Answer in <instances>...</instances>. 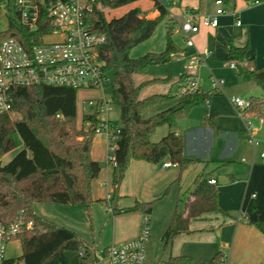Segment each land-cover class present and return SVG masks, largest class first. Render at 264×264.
I'll return each instance as SVG.
<instances>
[{
    "label": "trees",
    "instance_id": "1",
    "mask_svg": "<svg viewBox=\"0 0 264 264\" xmlns=\"http://www.w3.org/2000/svg\"><path fill=\"white\" fill-rule=\"evenodd\" d=\"M140 0H104L88 15L90 29L105 35L106 42L101 56L109 78L112 74V101L120 110L121 132L117 141L115 157L117 165L113 172V191L109 202L113 215L121 212L141 211L150 213L154 200L136 201L131 207L118 208L120 186L132 160L163 164L169 160L183 171L193 162L184 153V138L170 130L160 140L153 136L163 125L173 128L178 120L188 116L191 110L206 104L212 93L202 88L182 96L175 105L145 117L146 111L173 98L167 93H153L142 97L144 89L154 83H169L173 77H153L136 81V75H148L150 66L169 62L179 56L182 49L174 38V23L165 2L151 0L159 15L149 18L139 6L130 8L119 17L108 19L107 9L131 5ZM228 2L229 0H223ZM262 3L264 0H244ZM9 22L0 29V45L8 38H17L30 44L33 33L19 20L16 0H4ZM195 13L194 10H190ZM166 20V42L162 51H148L133 57L132 50L148 41L158 25ZM41 30V28L39 29ZM249 44L238 47L232 39L226 45V61L243 62ZM247 71L254 82L264 90V67ZM192 75L184 72L178 83L186 85ZM72 87L53 85L14 86L10 89L12 109L0 114V223L11 225L22 213L33 221L15 240H19L22 253L10 257L3 264H98L93 245L88 244L77 232L54 221L37 215L35 202L60 205H85L90 213L93 199V182L102 170V162L92 157L97 114H84L78 119V92ZM219 93V92H217ZM249 111H256L264 118V98H249ZM18 114L17 118L12 116ZM207 125H217L216 115L203 118ZM90 122L89 128L86 123ZM23 142L20 150L6 164L1 158L17 146L16 135ZM217 181V180H216ZM167 186L158 198L170 191ZM194 199L187 202L183 212L176 209L172 222L163 235L166 242L181 233L190 232V220L218 210V189L206 177L197 179L192 190ZM181 200V194H179ZM242 210L248 222L258 228L264 236V162L255 163L245 194ZM222 250L209 261L201 264L220 263ZM171 264H195L190 256H174Z\"/></svg>",
    "mask_w": 264,
    "mask_h": 264
},
{
    "label": "rangeland",
    "instance_id": "2",
    "mask_svg": "<svg viewBox=\"0 0 264 264\" xmlns=\"http://www.w3.org/2000/svg\"><path fill=\"white\" fill-rule=\"evenodd\" d=\"M207 1L202 0L203 8L206 7ZM167 2L170 3V9L182 6L181 0H168ZM151 3V0H140L131 5L107 9L106 16L108 19L119 17L135 6H139L142 10H145ZM234 3L235 0H229L225 2L224 7L227 8V11H231ZM181 19V15H176L173 18L174 38L182 49L180 55L178 57L175 56L169 62L150 66L149 74L146 76L136 75L135 77L137 82L150 76L164 77L170 75L173 77V80L169 83H154L144 90L146 93L145 95L142 94V97L153 93H167L169 90L174 95L173 98L149 108L144 116L149 117L161 112L181 100L182 95L175 79L179 78L186 71L192 72L191 75L195 76L198 85L205 92L209 91L212 93L206 104L196 106L191 110L194 113L193 117L197 116L196 111L209 112L211 110V112H216L219 115V121L224 126L229 127V129H235L237 133L243 135V143L234 157V162L224 160L213 163L215 164L213 166H221L219 173L222 184L227 182L225 178L228 179L229 177L226 174L227 170L235 171L239 170L243 165H250L254 152L257 154V160H260L259 155L264 149V121L263 123L259 122L258 116L260 114L258 115V112L251 111L254 115L250 116V119L258 127L261 124L256 134L259 142L254 147L250 143L248 136L244 134L242 121L231 104L230 98L241 97L247 100L251 94L260 95L261 93L262 95L260 96L264 98V90L254 82L247 72L249 64L236 62L238 69H233L230 67V61H226L221 57L211 56L212 53L208 50L205 52L209 53L210 56L206 60L200 61L197 57V51L193 49L195 46L189 45L187 38L183 34H179L181 23L183 22ZM8 22L9 16L5 2L4 0H0V29H6ZM165 26L166 20L158 25L153 36L148 40L149 42L147 41L149 44H155V50L165 48V46L163 47V38L165 39L166 36ZM193 35L194 33H191L189 35L190 38L193 39ZM149 44L144 45L142 43L136 46L131 52L132 55L138 57L145 54L149 50L148 47H151ZM112 80L113 76L111 74L110 82L103 87L102 92L101 90H80L78 92V119H81L84 114H92L95 111V106L89 105L86 98L100 95H103L105 99L112 98L114 89ZM214 80L221 82L222 90L219 93L213 87ZM12 116L17 118L19 115L13 113ZM108 117L113 124L121 125L120 110L116 105H113L112 110L108 113ZM239 124L240 126H238ZM15 138L17 146L1 158L2 164H6L12 160L23 149L24 145L20 136L17 134ZM95 138L101 142L107 141L105 134H97ZM108 154L113 155L114 152L108 149ZM242 158H245L246 162H242ZM102 164V168L105 170L103 169L101 178L98 180L99 194L103 191V187L100 184H105L106 178H108V167H111L110 169L114 171V166L108 165L107 162H102ZM190 167L191 165L187 169ZM186 186V181L183 182L182 187L179 182H175L171 185L170 191L165 196L157 198L153 202L152 211L148 213L151 219L148 263L170 262L171 257L186 255L190 256L195 264H201L211 260L218 251L223 250L226 254H231V258L229 259L231 264H264V236L256 226L248 222L244 215H241L240 210L230 212L216 210L202 217L191 219L189 233L178 234L172 241L166 242L163 239V235L170 226L176 209L179 212H183L189 200L191 193ZM179 192L181 200H179ZM33 210L39 216L74 230L88 244L93 245L96 248L95 256L98 264H107L106 261L100 262L104 256L101 253V249L113 244L116 233L120 228H130L131 221L129 219L133 217L128 216L127 218H123L121 222L119 220L116 222L109 199L94 200L90 213L85 205L71 206L48 202H35ZM116 223L119 224L117 229ZM133 224L134 219L132 220ZM21 252L20 241L17 240L9 244L7 250L9 257L19 256Z\"/></svg>",
    "mask_w": 264,
    "mask_h": 264
},
{
    "label": "built area",
    "instance_id": "3",
    "mask_svg": "<svg viewBox=\"0 0 264 264\" xmlns=\"http://www.w3.org/2000/svg\"><path fill=\"white\" fill-rule=\"evenodd\" d=\"M102 1L104 0H16L20 23L33 35L29 39V45L17 38L5 39L0 45V114L11 111L10 89L14 86L44 84L102 92L103 87L110 82L108 72L105 70V61L101 56L106 36L94 33L87 20L88 15ZM216 4L218 8L214 15L199 17L191 11L185 15L181 29L189 45L194 44L189 36L191 33L199 32L202 26L219 25L218 16L225 11L224 2L216 0ZM165 5L169 7L170 3L166 1ZM237 23L241 24V21L238 20ZM209 56L207 52L197 55L200 61L206 60ZM230 67L237 70L236 61L230 62ZM213 87L217 92L222 90L221 82L218 80L213 81ZM179 90L183 96L200 90V86L195 76H191L189 82ZM86 99L89 105L95 106L93 113H96L98 118L96 134H105L108 149L114 152L113 155H107V163L116 166L115 151L121 127L113 124L108 117L114 105L112 98L105 99L100 95ZM230 102L242 121L250 143L255 147L259 142L256 137L258 126L250 119V116L254 115L248 110L251 101L232 97ZM258 118L259 122L263 123L264 118L260 116ZM89 126L90 122H87L86 128ZM260 155L264 161V149ZM171 165L175 164L170 161L163 163L164 167ZM209 182L217 183L216 179H210ZM150 221L149 214L143 213L138 235L101 249L104 256L100 262L148 264ZM33 224V221L27 220L22 213L9 226L0 223V264L8 258L9 243L14 241L23 229L31 228ZM222 252L223 260L213 264H231L228 254L223 250ZM155 264L171 263L166 261Z\"/></svg>",
    "mask_w": 264,
    "mask_h": 264
},
{
    "label": "crops",
    "instance_id": "4",
    "mask_svg": "<svg viewBox=\"0 0 264 264\" xmlns=\"http://www.w3.org/2000/svg\"><path fill=\"white\" fill-rule=\"evenodd\" d=\"M181 3V7H175L173 9H170L169 7V18L181 15L182 21L191 9L194 10L199 17L214 15L218 8L216 0H208L205 8H203L202 0H181ZM224 10V13L218 16L219 25L217 27L202 26L199 32L194 33L192 40L195 48L193 49L196 50L198 54L204 53L208 50L212 53L211 56L224 59L226 56L227 41L228 39H232L234 45L238 47H243L249 44V50L246 54L245 60L242 62L243 64H249L248 67L250 69L264 67V2L248 3L244 0H235L234 7L231 11H227V8L225 7ZM143 11L149 18H154L159 15L158 10L154 8L153 1ZM238 20L241 21V24L237 23ZM180 33L185 36L181 28L179 30V34ZM148 42L146 41L143 44H149ZM165 42L166 36L165 39L163 38V47L165 46ZM149 45L151 47H148V51H162L163 49L159 48V50H155V44L151 43ZM186 73L192 74L190 71H186ZM153 77L158 76H150L148 79H152ZM178 79L179 78H176L175 81L180 89ZM145 93L146 92L143 91L142 94L145 95ZM260 95H262V93ZM260 95L251 94L250 97ZM209 112L196 111L197 116L193 117L194 113L191 111L188 116L178 120L173 128H170L168 125H163L157 129L153 136L154 141L160 140L170 130L175 131L177 135L183 136L184 153L188 158L193 160L191 167L182 171L176 164L164 167L163 164L132 160L120 186L118 208L123 209L131 207L136 201L147 202L157 199L167 186L172 185L175 182H179L182 187L183 182L186 181V187L191 193L189 200L194 199L192 190L194 189L195 181L204 176L208 179V182L210 179L217 180L215 185L218 189V211L223 210L225 212H230L240 210L239 212L241 215H244L242 206L249 180L252 175L253 165L264 161L261 158V155H259L260 160H257V154L254 152V157L250 165H243L239 170L237 169L235 171L227 170L226 174L229 175L228 179L225 178V181L227 182L221 184L219 173L221 166H213L215 165L213 163L224 160L234 162V157L243 143V135L237 133V130L235 129H229V127L224 126L219 121V115L216 112H211V110ZM208 115H216L218 118V124H205L203 118ZM238 126H240V124ZM242 128L246 136L247 133L243 124ZM107 155L108 141L101 142L95 138L92 147V157L100 162H107ZM167 161L169 162V160ZM242 162H246V159L242 158ZM110 168L111 167H108L107 169L108 178H106V183L100 184L103 187L102 193H98V180L101 178V173L104 168H102L99 177L94 180L92 190L94 200L109 199V196L113 191L112 175L114 172ZM113 216L115 217L116 222L118 220L121 222L123 218H127L128 216H133L129 219L131 221V227L126 228L121 225L123 228H120L116 233L113 243H120L138 235L143 216L141 211L121 212ZM133 219L134 224L132 225ZM118 225L119 224L116 223V229ZM228 257L230 259L231 254L228 255ZM8 258L10 257L8 256Z\"/></svg>",
    "mask_w": 264,
    "mask_h": 264
}]
</instances>
